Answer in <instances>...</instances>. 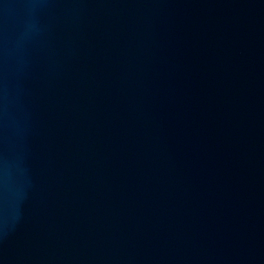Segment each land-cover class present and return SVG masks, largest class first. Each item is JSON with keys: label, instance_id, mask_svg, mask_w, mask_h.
Returning a JSON list of instances; mask_svg holds the SVG:
<instances>
[{"label": "water", "instance_id": "water-1", "mask_svg": "<svg viewBox=\"0 0 264 264\" xmlns=\"http://www.w3.org/2000/svg\"><path fill=\"white\" fill-rule=\"evenodd\" d=\"M0 264H264V0H0Z\"/></svg>", "mask_w": 264, "mask_h": 264}]
</instances>
